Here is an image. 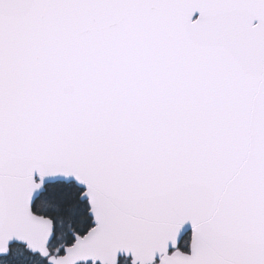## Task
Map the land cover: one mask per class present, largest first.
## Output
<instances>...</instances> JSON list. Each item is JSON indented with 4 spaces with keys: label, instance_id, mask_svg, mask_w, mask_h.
Here are the masks:
<instances>
[{
    "label": "snow or ice",
    "instance_id": "1",
    "mask_svg": "<svg viewBox=\"0 0 264 264\" xmlns=\"http://www.w3.org/2000/svg\"><path fill=\"white\" fill-rule=\"evenodd\" d=\"M0 264H264V0H0Z\"/></svg>",
    "mask_w": 264,
    "mask_h": 264
}]
</instances>
